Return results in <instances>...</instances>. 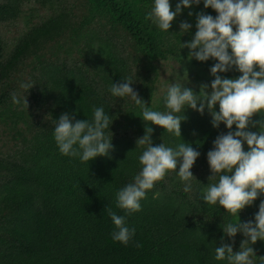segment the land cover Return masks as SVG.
<instances>
[{"label": "trees", "instance_id": "16d2710c", "mask_svg": "<svg viewBox=\"0 0 264 264\" xmlns=\"http://www.w3.org/2000/svg\"><path fill=\"white\" fill-rule=\"evenodd\" d=\"M152 2L0 0V264H226L214 259V249L222 237L233 244L222 226L235 218L205 204L199 193L214 182L209 181L207 152L228 129L223 124L214 128L207 110L203 115L185 111L182 137L147 122L154 129V145L174 147L184 141L200 151L192 168L194 191L184 193L170 170L147 192L140 211L128 214L115 205L116 192L140 170L138 156L146 145L138 147L137 140L145 135L146 122L130 97L110 94L111 84L131 77L150 109L166 111L164 96L174 77L197 94L207 80L202 73L191 74L197 87L185 80L183 69L178 75L172 66L190 62L210 72L216 63L189 60L190 50L181 48L195 34L196 14L215 17L213 9L203 3L184 9L169 32H162L146 19ZM177 2L171 0L172 10ZM184 21L193 27L183 35L179 25ZM22 83L34 86L25 89ZM13 94L19 103L12 101ZM94 106L114 116L113 150L89 163L61 155L53 119L65 112L90 119ZM261 200L264 196L240 212L242 222L254 220ZM106 209L126 216L128 226L135 227L127 246L112 240L115 229ZM244 239L236 235L234 251ZM252 247L261 264L264 241Z\"/></svg>", "mask_w": 264, "mask_h": 264}, {"label": "clouds", "instance_id": "9594fccd", "mask_svg": "<svg viewBox=\"0 0 264 264\" xmlns=\"http://www.w3.org/2000/svg\"><path fill=\"white\" fill-rule=\"evenodd\" d=\"M201 3L217 15L197 13L195 34L187 43H181V48L190 50L189 60L216 61L210 67L214 77L210 85L202 84L197 94L177 80L170 83L164 96L166 111L150 109L132 87L135 82L131 77H122L108 89L114 97H130L141 109L139 117L146 122L145 135L137 140L138 147L146 145L138 156L140 170L131 182L116 192L115 205L128 214L140 211L147 192L170 170L175 171L184 193L194 191L192 168L201 156L200 151L184 141L174 147L164 143L154 145V129L147 126V122L182 137L181 123L187 119L185 111L191 108L203 115L207 110L212 117V126L219 129L223 124L228 131L219 134L207 152L212 173L209 181L214 182L201 189L199 196L208 206L223 208L235 218L224 220L222 226L224 235L231 238L233 244L238 233L245 237L239 251L233 250V244L224 243L222 237L221 244L214 249V259L226 264H256L252 245L264 241V200L260 201L254 220L242 222L239 214L264 196V0H178L175 10H172L171 0H153L146 19L160 31L169 32L173 21L184 9ZM192 15L189 11V16ZM179 27L184 35L191 32L193 25L184 21ZM232 70L241 75L236 78L220 75ZM33 86L21 84L25 89ZM11 98L14 103L20 102L16 94ZM25 103L28 105L27 99ZM257 114L260 119L254 120ZM113 117L104 107L94 106L90 119L80 120L67 112L59 119H53V139L59 153L77 158L81 163L108 156L114 148ZM250 126L258 127L259 131L249 130ZM106 211L115 229L111 233L112 240L127 246L136 235L135 227L128 226L126 216L111 209ZM261 264H264V258H261Z\"/></svg>", "mask_w": 264, "mask_h": 264}, {"label": "rangeland", "instance_id": "374dc122", "mask_svg": "<svg viewBox=\"0 0 264 264\" xmlns=\"http://www.w3.org/2000/svg\"><path fill=\"white\" fill-rule=\"evenodd\" d=\"M173 62H175V61H173ZM173 62H172V64H173ZM160 65H162V69H163V70H164L165 68H167V67H166L167 64H163V62H162ZM171 69H172V71H173V69H174V70L177 72L178 75H182V73H180L178 70L183 69V72H185V80H187V81L190 80V82H192L193 84H195V86H197V87H200V84L194 82L192 79L189 78L191 74H193V76H194L195 74H197V75L200 76L201 73H202L203 77H204L205 79H207L206 82H205L206 84H210L211 81L214 79V77L211 76L210 72L205 71L203 68H197V67H194V66L191 65L190 62H186L183 66H179V65L172 66ZM186 73H187V74H186ZM167 74H168V77H169V76H170V72H169L168 70H167ZM173 74H174V72H173ZM177 74H176V75H177ZM180 79H181L180 77H177V76H176V77H174V78L172 79V82H176V80H177V82H180V83H181ZM159 87H160V86H157V89H158ZM209 89L211 90L210 87H209ZM253 119H254V120L260 119L259 114L255 115V116L253 117ZM249 130L254 131V132H258V131H259V128H258V127H256V128H252V127L250 126Z\"/></svg>", "mask_w": 264, "mask_h": 264}]
</instances>
